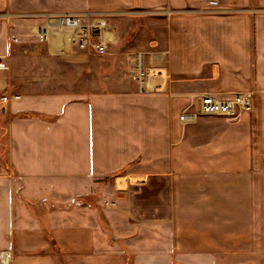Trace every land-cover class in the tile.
Here are the masks:
<instances>
[{
  "label": "crops",
  "instance_id": "crops-1",
  "mask_svg": "<svg viewBox=\"0 0 264 264\" xmlns=\"http://www.w3.org/2000/svg\"><path fill=\"white\" fill-rule=\"evenodd\" d=\"M208 1L110 0L116 41L118 16L157 13V40L146 44L157 49L138 51L169 72L162 92L134 83L78 98L13 93L20 98L0 113L10 143L9 166L0 162V264H264L261 169L232 175L189 158L201 145L184 139L214 121L178 119L203 92L264 110V0ZM241 138L221 144L240 148ZM77 193L93 206L71 205Z\"/></svg>",
  "mask_w": 264,
  "mask_h": 264
},
{
  "label": "rangeland",
  "instance_id": "rangeland-1",
  "mask_svg": "<svg viewBox=\"0 0 264 264\" xmlns=\"http://www.w3.org/2000/svg\"><path fill=\"white\" fill-rule=\"evenodd\" d=\"M7 2L12 9L17 7L22 11L80 12L93 9L106 11L110 0H7ZM6 5L5 1L1 2L0 10L6 9ZM116 24L118 25V40L108 48L106 53L91 54L70 51L56 55L50 54L43 46L31 48V52H24L22 47L10 42L9 28L0 18V56L3 55L2 57L8 61L9 65L7 72L9 93L23 92L28 89L38 94L64 93L69 97L78 98L93 92L108 93L109 91H120L129 86L133 87V81L124 75V66L120 63V59H124V53L157 49L156 46L146 47V44L150 40H157L160 22H158L157 13L144 12L118 16ZM248 92L253 96L250 90L246 91L243 97L249 99ZM229 99L235 102L234 113L198 115L200 118L214 122H199L196 125L197 128L192 129V131L195 130V138H185L184 141L201 146L197 153L192 151L191 155L188 152L186 156L195 157L199 164L209 163L216 167L227 165L232 175L246 174L247 172L239 168L243 169L251 164L261 169L264 179V110H260L259 105L255 104L243 108L241 99ZM187 107L190 111H196V102L195 104L187 103L183 109ZM182 123L189 124L188 122ZM185 126L183 128L186 130L188 125ZM238 136L242 137L241 141L245 143V146L239 141L242 144L240 148L234 144L223 148L221 144L223 138ZM211 138L214 146L203 147ZM9 145L6 129L0 122V162L6 166L9 164L7 157ZM120 173H122L121 170L105 176L101 182ZM119 181L121 183L124 178ZM120 183L117 188L121 186ZM91 196L88 193H77L73 196L74 198L72 197L71 205L93 206L94 201ZM45 233L44 236L47 235ZM48 238L50 239L51 236L47 235ZM4 259L7 257L4 256Z\"/></svg>",
  "mask_w": 264,
  "mask_h": 264
},
{
  "label": "built area",
  "instance_id": "built-area-1",
  "mask_svg": "<svg viewBox=\"0 0 264 264\" xmlns=\"http://www.w3.org/2000/svg\"><path fill=\"white\" fill-rule=\"evenodd\" d=\"M209 5H217L209 0ZM116 12L86 10L80 12L0 11V18L9 28L8 38L14 45L22 47L24 52L31 48L45 47L50 54L106 53L116 41V28L112 18ZM120 63L124 66V75L133 81L140 90L157 92L166 89L170 74L166 68L153 63L152 54L146 51L124 53ZM9 65L0 57V71H8ZM249 96V94H248ZM18 94L8 93V82L0 77V113L4 114L12 100H18ZM235 102L232 99L219 98L211 93H203L196 102V111L183 109L178 119L189 122L198 115H230L234 113Z\"/></svg>",
  "mask_w": 264,
  "mask_h": 264
}]
</instances>
